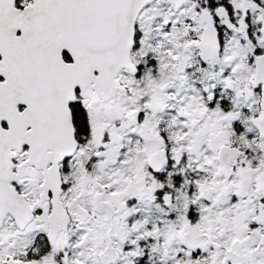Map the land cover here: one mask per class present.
Returning a JSON list of instances; mask_svg holds the SVG:
<instances>
[{
    "label": "snow or ice",
    "instance_id": "obj_1",
    "mask_svg": "<svg viewBox=\"0 0 264 264\" xmlns=\"http://www.w3.org/2000/svg\"><path fill=\"white\" fill-rule=\"evenodd\" d=\"M0 264H264V0H0Z\"/></svg>",
    "mask_w": 264,
    "mask_h": 264
}]
</instances>
